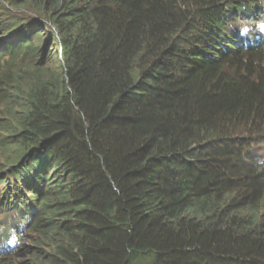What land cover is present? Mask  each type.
Listing matches in <instances>:
<instances>
[{
  "label": "trees",
  "instance_id": "trees-1",
  "mask_svg": "<svg viewBox=\"0 0 264 264\" xmlns=\"http://www.w3.org/2000/svg\"><path fill=\"white\" fill-rule=\"evenodd\" d=\"M263 1L30 0L44 24L8 55L39 59L0 53V148L51 147L10 172L55 182L6 264H264Z\"/></svg>",
  "mask_w": 264,
  "mask_h": 264
},
{
  "label": "bare ground",
  "instance_id": "bare-ground-1",
  "mask_svg": "<svg viewBox=\"0 0 264 264\" xmlns=\"http://www.w3.org/2000/svg\"><path fill=\"white\" fill-rule=\"evenodd\" d=\"M29 4H30V0H0V6L5 7L7 9H10V10L11 9L21 10V9L28 7ZM230 14L233 15V13H230ZM36 25L39 26V24H36ZM40 27H41V25L39 26V28ZM31 33L32 32H29V33H27V35H30ZM33 34L35 35V33H33ZM35 37H36V35H35ZM9 40L11 41V39H8V44H10ZM249 44L252 45L251 43H249ZM21 50H26V48L25 49L23 48ZM224 51H226V50L224 49ZM21 56L35 57V55L29 53L28 50L26 52V55H21ZM0 57H1V54H0ZM2 57H5V55ZM5 61H6V59H5ZM1 65H3V64H1ZM263 128H264V125H262L261 127L257 128V129L261 132ZM32 147L33 148H31V147L26 148L24 151L17 150L18 152L16 153V156L19 160L18 161L19 166L22 164H23V167H24V165L25 166L30 165V166H26V170L34 169L35 171H39L41 168L51 164L52 161L56 162V160H55L56 158H50V150L52 149L51 147H47L49 149H46V152L48 150L47 155H48L49 164L46 163L45 165L41 162L42 157L45 160L47 158L46 154H44L45 144H44V150L41 146H39V144H35ZM20 152H21V154H20ZM26 152H27V157H26ZM262 153L264 154V152H262ZM7 154H9V152L6 153V152H4L3 149L0 148V160H1L0 161V177H1V179L3 176L7 175V173L8 174L10 173L9 178L11 179L12 184L15 186L16 182L18 181V176L23 177V176L27 175V178L25 181L31 182V183H28L27 185L28 186L30 185L29 187L32 189L34 194L36 193V195L34 198H31L27 195H20V196L15 195L14 200H9V202H6V205H4L2 208H0V227L4 228L6 226V224L8 225V224L15 222L16 220L22 218L24 216V214L27 213L24 220L25 221L27 220V222L29 223V226H30L29 231L31 234H34L36 237H38L41 235L40 230L39 231L36 230L38 224L44 223V220L48 221L49 219L47 217L43 218L44 216L41 213H37V208L44 207L45 200L47 198H49V194L51 193V186H54L53 183L55 182L54 177L50 176L47 178L46 181H43V180H40L41 176L39 173L37 175H35L33 173L29 174L26 170H25L26 172L19 170V171H15V172L11 173L10 171H12L13 169L16 170V168L18 166L15 167L16 161H11L9 159V155H7ZM19 154H20V156H19ZM24 158L26 159V161H24ZM43 169L46 170V167ZM50 169H51V167H50ZM32 176H36V179H35V177L32 178ZM30 178H32V179H30ZM0 190H1V192H3V189L0 188ZM37 198L41 201V203L40 202L33 203L34 201H36ZM4 208H5V210H2V212H4V211L5 212L2 213L1 209H4ZM20 222H22V221L19 220V223ZM21 225L15 224L14 225L15 228L12 227L11 230H15V232H17L19 230L18 226L20 228L24 227ZM25 226H27V224ZM25 236L27 237V233L25 234ZM21 240L22 239H20V237L19 238L17 237L14 240L12 238H10L9 243H8V247L18 244ZM0 243H1V238H0ZM15 253H16V250L13 251V259H15V257H16Z\"/></svg>",
  "mask_w": 264,
  "mask_h": 264
},
{
  "label": "clouds",
  "instance_id": "clouds-1",
  "mask_svg": "<svg viewBox=\"0 0 264 264\" xmlns=\"http://www.w3.org/2000/svg\"><path fill=\"white\" fill-rule=\"evenodd\" d=\"M27 8L28 9H32L30 6H28ZM25 17H28L29 20L30 19L31 20H37L39 16L37 14H35V12H34V13H32V15H30V13H29ZM11 21L15 22V26L18 25L19 22H20L19 20H16V19H11ZM34 27H38V26L37 25H33L30 29H34ZM44 28H46V27H44ZM3 43L4 42H2L1 46L3 45ZM21 55H26V54H18L17 56H10V55L7 56L8 59L6 58V61L3 63V73L4 74L10 68L17 69L19 67H22L23 69H25V68L29 67L31 64H33L34 62H36L39 59V57L36 54H33V55H35V57H27V56H21ZM19 70H22V69H19ZM19 70H15V71H13V73L17 72ZM262 152H264V151H260L259 155L264 158V154ZM28 196L31 197V194H28ZM26 215H27V213L24 214V216L19 219L22 222L19 223V220L15 221L14 224H16V225L22 224V226H24V227L19 229L16 232V235L14 237L11 236L15 232V230H11L12 227L15 228L13 225L8 227V225L6 224V226L4 227V229L5 228L6 229L9 228L8 233H10V234H5V230L2 231V229L0 227V238H1V243H0V264H6L7 261L9 262L10 256L13 257V251H15V250H17V248H19L21 246H25L27 244V240H29V235H28L29 232H27V229H26L25 225L27 224V226H28L29 223L27 222V220L26 221L24 220ZM26 233H27V237L25 236ZM17 237L18 238L20 237V239H22V240L18 244L8 247L9 239L12 238L14 240Z\"/></svg>",
  "mask_w": 264,
  "mask_h": 264
},
{
  "label": "rangeland",
  "instance_id": "rangeland-1",
  "mask_svg": "<svg viewBox=\"0 0 264 264\" xmlns=\"http://www.w3.org/2000/svg\"><path fill=\"white\" fill-rule=\"evenodd\" d=\"M0 11L6 12V11H3V10H0ZM20 13H21V15H28L29 14L28 8L26 7L24 9H21L20 10ZM16 152H18V151L17 150H15V151H9V153L12 155V156H9V159L11 161H15L16 160V163H17L19 160H18V158L16 156ZM15 167H17V166H15Z\"/></svg>",
  "mask_w": 264,
  "mask_h": 264
}]
</instances>
